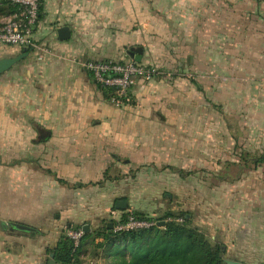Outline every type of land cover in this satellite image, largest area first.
<instances>
[{"label": "crops", "instance_id": "0c3cea01", "mask_svg": "<svg viewBox=\"0 0 264 264\" xmlns=\"http://www.w3.org/2000/svg\"><path fill=\"white\" fill-rule=\"evenodd\" d=\"M5 1L0 22L11 16ZM34 39L47 52L0 76V264H61L54 250L67 226L112 228L125 193L154 207L163 196L179 209H218L194 225L231 246V261L264 264V164L242 184L191 187L187 178L219 171L213 110L230 71L236 124L254 130L245 135L264 155V0H42ZM132 48L158 74L117 105L83 64L135 62ZM23 53L0 45V60ZM231 199L244 206L229 222L220 205ZM87 243L79 264H100Z\"/></svg>", "mask_w": 264, "mask_h": 264}, {"label": "trees", "instance_id": "16d2710c", "mask_svg": "<svg viewBox=\"0 0 264 264\" xmlns=\"http://www.w3.org/2000/svg\"><path fill=\"white\" fill-rule=\"evenodd\" d=\"M4 3H9L11 15L18 11V6L13 5L10 0H6ZM41 12L42 6L39 20ZM31 51L33 50H24L26 53ZM103 88L107 90L112 99L114 89ZM244 161L247 166L249 159L244 156ZM251 162H253L254 168L259 167L264 164V155L251 159ZM248 168L246 167V169ZM189 215L187 212L175 215L173 211H170L166 214L165 219L154 221L146 215L135 214L133 217L136 219L154 222L155 225L150 228L123 232L115 231L117 222L114 220L112 228L107 224L100 231L86 233L83 230L84 236L77 248L67 233L70 230H79V228L68 225L54 250L55 257L61 264H79L78 253L82 243H86L87 239L89 246L90 243L94 244L102 238L103 245L98 246L104 248L102 256L110 264H225L222 248L217 245L213 246L206 234L194 225ZM119 218V222L126 223L129 216L123 213Z\"/></svg>", "mask_w": 264, "mask_h": 264}, {"label": "rangeland", "instance_id": "374dc122", "mask_svg": "<svg viewBox=\"0 0 264 264\" xmlns=\"http://www.w3.org/2000/svg\"><path fill=\"white\" fill-rule=\"evenodd\" d=\"M220 59L222 58V55L220 56ZM221 69H231V62L226 64L223 62L221 64ZM220 107H218V110L216 111V108L213 110L214 116L218 117V121L220 123V137H219V147H220V163L218 164L219 171L213 175H202V174H193L192 176H188L189 179V186L193 187L195 185L204 184V185H234V184H242L244 183L243 180L245 179V175H247V170L250 168H254L253 162H251V159H255L262 154V148L260 143L254 142V136L252 138L246 137V134H250L254 130L252 129H244L243 127H238L236 124L237 115H234L235 113L231 111V71L226 74H221L220 78ZM209 117H211V111L210 113H205ZM237 114V111H236ZM205 118L207 117L204 115ZM214 117V118H215ZM258 131V129H257ZM252 140V142H250ZM195 146V145H194ZM199 147V145H196ZM198 154V153H197ZM244 156L249 159L248 165H245ZM215 162V161H214ZM214 164V163H213ZM216 167V165H214ZM246 167H249L246 169ZM261 167V166H259ZM264 167V165H263ZM189 171H195L194 168L189 169ZM223 189V187H222ZM175 194L176 199H180L183 197V199H186V196H180L179 192L173 193ZM227 194L226 192H221V195ZM125 199L128 201L127 208L120 211L123 215H128L129 217H133L135 214H143L146 215L148 218L150 217L154 221H157L158 219H165L166 214L170 213V211H173L175 215H179L180 213H188L190 214V218L194 221L196 220H207L212 219L216 220L219 216L218 214L215 215L213 211H217L218 209L211 210L203 209L200 207L196 208H177L175 204H172L170 201H167L165 197L162 196V205L159 207H154V202L150 201L147 195H137L132 197L131 193L126 194L125 193ZM219 206V204L217 205ZM222 211L227 213L225 219L227 221H231V217L234 216L236 208L235 206L242 207L244 206V203L237 204L234 202V199H231V202H223L221 205ZM217 208V207H216ZM182 210V212H180ZM233 215V216H232ZM235 217V216H234ZM242 218V216H236V218ZM221 218V217H220ZM224 217H222L223 219ZM106 225H102L97 231L103 230ZM201 229V228H199ZM203 231V230H201ZM206 237L211 242L213 246L217 245L222 248V257L225 260H231V246L228 247L227 245L223 243H219L214 241L211 238V235H214L211 232H205ZM101 243V242H100ZM96 244V242L93 244L90 243L89 250L90 252V258H95L97 255H100L104 252L101 247ZM100 253V254H99ZM103 255V254H102ZM99 257V263L100 264H110L109 261L104 260V256ZM93 256V257H92Z\"/></svg>", "mask_w": 264, "mask_h": 264}, {"label": "built area", "instance_id": "2783aa9c", "mask_svg": "<svg viewBox=\"0 0 264 264\" xmlns=\"http://www.w3.org/2000/svg\"><path fill=\"white\" fill-rule=\"evenodd\" d=\"M10 1L18 6V11L7 20L0 22V45L17 47L21 50L39 49L47 52L46 48L38 47L34 39L42 0ZM83 67L99 85L114 89L112 101L117 105H126L131 102V93L138 80L149 82L158 74L154 66L134 61H87ZM113 216L117 222L116 232L145 229L155 225L154 222L138 220L135 217H129L126 223H121L119 216L115 217V213ZM67 235L77 248L84 236V231L82 229L70 230Z\"/></svg>", "mask_w": 264, "mask_h": 264}, {"label": "water", "instance_id": "95a60500", "mask_svg": "<svg viewBox=\"0 0 264 264\" xmlns=\"http://www.w3.org/2000/svg\"><path fill=\"white\" fill-rule=\"evenodd\" d=\"M59 36L61 40H65L70 36V31L67 27H64L62 29H60L59 31ZM139 51L135 48H132L129 51V55L130 57H132L136 63H141L142 62V55L138 53ZM28 53H23L20 56L16 57V58H10V59H2L0 60V76L2 74H4L5 72L9 71L11 68H13L18 62H20L23 58L27 57ZM127 201H119L116 205L117 209L119 210H124L127 208ZM163 224V223H161ZM13 227L20 229V230H24V231H30L31 229L27 226L24 225H20V224H11ZM89 227H85V230H88ZM54 255H52L53 257ZM50 264H55V262L53 260L50 261ZM226 264H243V263H238L235 261H231V260H226Z\"/></svg>", "mask_w": 264, "mask_h": 264}]
</instances>
